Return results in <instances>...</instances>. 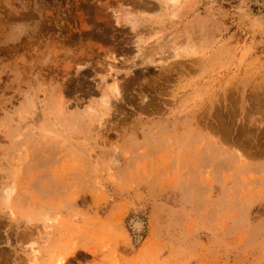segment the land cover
Instances as JSON below:
<instances>
[{
    "label": "rangeland",
    "instance_id": "374dc122",
    "mask_svg": "<svg viewBox=\"0 0 264 264\" xmlns=\"http://www.w3.org/2000/svg\"><path fill=\"white\" fill-rule=\"evenodd\" d=\"M58 262L264 264V0H0V264Z\"/></svg>",
    "mask_w": 264,
    "mask_h": 264
},
{
    "label": "bare ground",
    "instance_id": "6f19581e",
    "mask_svg": "<svg viewBox=\"0 0 264 264\" xmlns=\"http://www.w3.org/2000/svg\"><path fill=\"white\" fill-rule=\"evenodd\" d=\"M132 18H134V17H132ZM137 18V17H136ZM142 18V17H141ZM144 18V17H143ZM130 20V19H129ZM128 20V21H129ZM139 20V19H138ZM129 23H131V28L132 29H137V26H139V25H137V23H138V21L135 19V20H133V21H130ZM139 24V23H138ZM130 25V24H129ZM140 52V51H139ZM149 60H151V59H149ZM152 61V60H151ZM115 92H116V94L118 95L119 94V89H118V87H117V85H115ZM135 226H136V224H135ZM139 228H140V225H137ZM136 228V227H135ZM59 264L61 263V262H58Z\"/></svg>",
    "mask_w": 264,
    "mask_h": 264
}]
</instances>
